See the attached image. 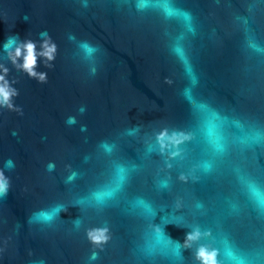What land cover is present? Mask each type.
<instances>
[{"label":"water","instance_id":"1","mask_svg":"<svg viewBox=\"0 0 264 264\" xmlns=\"http://www.w3.org/2000/svg\"><path fill=\"white\" fill-rule=\"evenodd\" d=\"M181 6L198 19V35L190 41L200 75L198 95L225 111L264 121V58L243 50V33L235 22L236 15L248 16L264 41V3L183 0ZM25 15L28 22L23 20ZM165 27L154 14L130 13L123 0H91L87 9L78 0H0V45L10 33L35 37L46 29L58 47L54 68L40 69L48 72L47 83L38 84L13 69L11 75L17 76L20 89L16 103L23 114L0 111V167L9 157L16 162L15 171L9 173L12 190L0 200V264H33L42 258L47 264H85L91 245L84 229L72 228L77 209L62 214L65 220L53 228L29 225L28 217L54 201H69L73 191L86 189L102 168L96 148L101 140L117 138L135 123L158 126L187 120V105L179 95L186 80L167 52ZM167 27L175 30V25ZM69 33L101 46L96 77L88 75L87 66L75 55ZM81 105L88 109L83 116L78 112ZM69 116H76L78 123L68 126ZM81 125H87V132L80 131ZM13 131L18 135L13 136ZM126 141H121L123 154L134 158L135 146ZM85 155L92 157L87 164ZM49 161L57 165L53 173L46 171ZM69 164L86 173L74 189L63 184ZM244 166L264 177V149L247 153ZM136 187L144 190L146 185L141 181ZM221 194H237L226 173L205 190L217 210ZM101 215L110 221L113 239L97 264H134L130 250L140 229L138 220L116 209ZM95 222L90 211L84 227ZM231 228L245 244L264 238V222L254 213L245 212ZM167 231L183 239L184 230L169 225Z\"/></svg>","mask_w":264,"mask_h":264},{"label":"clouds","instance_id":"2","mask_svg":"<svg viewBox=\"0 0 264 264\" xmlns=\"http://www.w3.org/2000/svg\"><path fill=\"white\" fill-rule=\"evenodd\" d=\"M84 9L91 0H78ZM129 12L138 16L154 14L162 25L168 54L182 69L186 83L179 95L187 105L188 118L183 123H163L158 126L135 123L118 133L117 138L101 140L97 160L101 170L82 192L73 191L69 201H54L33 211L27 219L29 225L53 228L64 221L62 214H70L74 231L84 229L91 245L85 264H97L101 253L113 239L110 221L101 214L105 210H119L123 216L134 217L140 229L130 250L134 264H264V238L245 244L232 230L231 223L245 212L254 213L264 222V177L253 175L244 166L247 153L264 149V121L215 106L197 93L200 86L190 41L198 35V19L183 0H123ZM264 3V0H260ZM28 22L29 17H23ZM235 22L243 33L242 48L246 53L264 58V41L254 32L248 16L236 15ZM175 25V30L167 26ZM67 39L76 46L75 55L87 66L88 75L96 77L100 71L102 48L87 39H77L69 33ZM58 47L48 30L35 37H21L10 33L0 45V111L20 114L16 103L20 96L19 75L38 84L48 81V72L57 59ZM171 83V81H169ZM87 106L78 112L83 116ZM68 126L78 123L76 116L65 120ZM87 125L80 131L87 132ZM13 136L18 133L13 131ZM135 146V157L123 154L124 144ZM92 157L85 155L87 164ZM57 165L49 161L46 171L53 173ZM16 162L9 157L0 167V200H4L13 187L9 173ZM65 186L74 189L86 173L66 165ZM227 174L236 189V195L221 194L217 210L212 199L205 195L207 185ZM143 181L144 190L137 189ZM95 213V223L84 227L85 216ZM159 218V222L157 219ZM184 230L183 239L174 238L167 226ZM33 264H47L46 259Z\"/></svg>","mask_w":264,"mask_h":264}]
</instances>
